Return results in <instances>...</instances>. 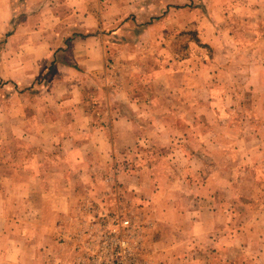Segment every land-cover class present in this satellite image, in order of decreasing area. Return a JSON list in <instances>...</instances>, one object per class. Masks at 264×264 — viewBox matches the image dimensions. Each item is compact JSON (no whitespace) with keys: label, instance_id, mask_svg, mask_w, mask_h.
<instances>
[{"label":"rangeland","instance_id":"1","mask_svg":"<svg viewBox=\"0 0 264 264\" xmlns=\"http://www.w3.org/2000/svg\"><path fill=\"white\" fill-rule=\"evenodd\" d=\"M100 4L110 99L88 91L86 101L119 103L134 123L99 130L112 141L84 174L59 173L55 159L37 175L52 148L0 96L7 246H54L43 264H264V0Z\"/></svg>","mask_w":264,"mask_h":264},{"label":"crops","instance_id":"2","mask_svg":"<svg viewBox=\"0 0 264 264\" xmlns=\"http://www.w3.org/2000/svg\"><path fill=\"white\" fill-rule=\"evenodd\" d=\"M97 1L100 4V0ZM23 2L13 7L7 0H0V31H16L0 39V80L5 82L0 88V96L4 105H8L10 99L16 101L14 116L18 117V123L24 127H36V132L40 127L45 136L42 140L52 148L41 152V160L37 161V167L32 168L34 174L52 173L50 164L54 167L55 159L64 164L63 169L57 170L59 173L71 174L75 172V166H79L81 174H84L88 168L85 161L106 156L104 146L112 141L99 130L104 126L128 124V121L131 125L134 123L132 114L119 116L117 111H120L121 104L108 101L110 91L103 85L106 50L99 32L101 4L95 5V0ZM13 13L23 15L13 18ZM62 30L76 31L79 35H73L66 41L62 37L57 39L58 32ZM86 31L91 33L87 35ZM88 91L98 94L96 98L106 94V105L98 99L95 104H88L85 95ZM5 109L11 110L10 107ZM103 111H107L109 116L115 111L118 116L104 119ZM88 130L95 135H87ZM65 140L72 145V150L53 145L63 144ZM92 140H98L100 148L93 149ZM36 231L32 232V240L38 237ZM9 233L7 213L0 208V264H43L39 261L40 255L53 252L55 248L49 246L45 249L37 243L8 247ZM23 235L20 233L21 241L26 238ZM54 238L52 234L51 241ZM10 254L12 259L8 260Z\"/></svg>","mask_w":264,"mask_h":264}]
</instances>
